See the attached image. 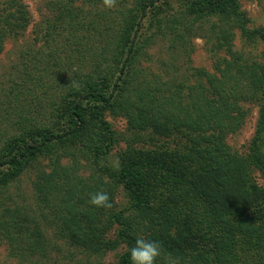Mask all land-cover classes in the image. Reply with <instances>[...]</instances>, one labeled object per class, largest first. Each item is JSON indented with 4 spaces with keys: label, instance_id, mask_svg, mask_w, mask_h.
I'll return each instance as SVG.
<instances>
[{
    "label": "trees",
    "instance_id": "16d2710c",
    "mask_svg": "<svg viewBox=\"0 0 264 264\" xmlns=\"http://www.w3.org/2000/svg\"><path fill=\"white\" fill-rule=\"evenodd\" d=\"M66 2L104 7L102 0ZM12 5L16 13L4 25L11 28L12 18L11 30L25 28L26 6ZM107 13L97 49L81 36L73 67L55 51L34 56L33 68L50 79L30 76L2 104L0 236L17 257L47 256L56 241L97 260L121 243L118 264H131L129 250L143 237L161 246L156 264H264V187L254 175L264 178V65L233 50L236 32L264 43V28L249 27L238 0H116ZM46 32L52 43L56 31ZM5 38L0 30V53ZM195 38L225 53L215 73L186 67L165 75L144 66L157 44L186 49ZM25 97L33 110L21 105ZM246 103L259 105V118L242 155L227 139L243 126ZM107 113L125 118L139 143L173 139L174 147L130 149L117 168L109 162L117 138ZM30 171L36 209L11 194ZM119 188L128 205L117 210ZM97 191L109 195L111 208L89 203Z\"/></svg>",
    "mask_w": 264,
    "mask_h": 264
},
{
    "label": "rangeland",
    "instance_id": "374dc122",
    "mask_svg": "<svg viewBox=\"0 0 264 264\" xmlns=\"http://www.w3.org/2000/svg\"><path fill=\"white\" fill-rule=\"evenodd\" d=\"M26 6L29 13L28 23L25 28L16 30L12 18L11 28L6 27L5 19L13 17L15 7L12 0H0V30L6 34L3 43V50L0 53V113L3 112V103L6 102V96L11 99L20 89L23 81L32 76L34 78L42 77L43 81L50 79V76L42 72V69L33 68L34 56L39 60L50 52L55 51L59 56L58 62L65 64L70 61L71 67L78 57L76 53V42L81 36L88 35L89 43L87 46L93 50L97 49L103 36L108 32V8L88 6H72L66 0H18ZM241 9L246 12L249 19V27L252 29L264 28V0H238ZM79 7V8H77ZM54 29L56 32L51 40L52 43L45 44L44 37L46 30ZM58 31L61 36L58 37ZM42 32V40L41 34ZM74 35V36H73ZM73 44H75L73 46ZM52 48H51V47ZM77 47V46H76ZM78 48V47H77ZM188 50L184 53L185 50ZM186 49L178 48L169 50L165 42H161L146 51L148 55L147 63L144 66L155 74H165L166 71L172 73L179 70L183 72L186 67L205 69L209 73H215V65L218 59L225 56V53L214 54L211 43L205 39L195 38L190 41V46ZM233 50L250 63H259L264 65V43L261 40L247 42L240 34L235 33ZM184 53V54H183ZM189 56H188V54ZM34 61V60H33ZM89 61H91L89 59ZM32 62V63H31ZM165 65V66H164ZM17 84V85H16ZM12 93V95L10 94ZM30 100L22 98V106L26 109H32ZM246 120L243 126L227 139V144L233 151L245 155L249 151L250 144L255 136L257 122L259 118V105L256 103H246ZM106 120L111 124L117 142L114 145L110 155V164L116 166L125 157L128 150L149 149L153 144H165L173 148V139L145 138L146 142L139 143L136 135L129 131L125 118L106 114ZM259 184L264 187V178L258 171L254 172ZM35 171L23 175L21 180L13 185L11 194L22 205H27L30 209H36L32 182ZM128 205V199L119 188L117 194V210L123 209ZM117 227L109 234L110 238L116 240ZM53 250L47 256L27 255L17 257L11 250L8 242L0 236V264H77L84 261H91L95 264H118L120 256L125 252L126 247L119 244L118 247L107 253L102 259L88 260L78 250L69 247L61 242H53ZM20 255V254H19Z\"/></svg>",
    "mask_w": 264,
    "mask_h": 264
},
{
    "label": "clouds",
    "instance_id": "9594fccd",
    "mask_svg": "<svg viewBox=\"0 0 264 264\" xmlns=\"http://www.w3.org/2000/svg\"><path fill=\"white\" fill-rule=\"evenodd\" d=\"M102 4L105 8L112 9L116 7V0H102ZM116 167H119L118 161ZM89 203L97 208H111L112 206L109 195L104 191L90 194ZM160 255L159 243L143 237H138L134 246L129 250L131 264H156ZM173 264H175L174 261Z\"/></svg>",
    "mask_w": 264,
    "mask_h": 264
}]
</instances>
